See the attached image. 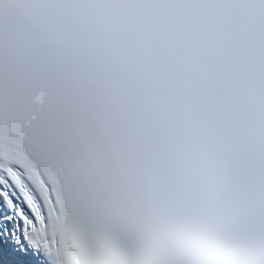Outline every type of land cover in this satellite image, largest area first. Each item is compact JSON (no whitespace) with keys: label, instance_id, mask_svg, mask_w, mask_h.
Listing matches in <instances>:
<instances>
[{"label":"snow or ice","instance_id":"obj_1","mask_svg":"<svg viewBox=\"0 0 264 264\" xmlns=\"http://www.w3.org/2000/svg\"><path fill=\"white\" fill-rule=\"evenodd\" d=\"M264 264V0H0V264Z\"/></svg>","mask_w":264,"mask_h":264},{"label":"clouds","instance_id":"obj_2","mask_svg":"<svg viewBox=\"0 0 264 264\" xmlns=\"http://www.w3.org/2000/svg\"><path fill=\"white\" fill-rule=\"evenodd\" d=\"M225 264H232V258L230 256H224Z\"/></svg>","mask_w":264,"mask_h":264}]
</instances>
